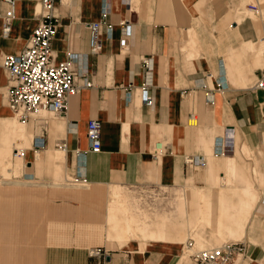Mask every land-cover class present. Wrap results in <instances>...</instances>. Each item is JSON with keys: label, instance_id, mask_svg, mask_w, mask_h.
Wrapping results in <instances>:
<instances>
[{"label": "crops", "instance_id": "crops-1", "mask_svg": "<svg viewBox=\"0 0 264 264\" xmlns=\"http://www.w3.org/2000/svg\"><path fill=\"white\" fill-rule=\"evenodd\" d=\"M14 2L3 37L7 4L0 0V264H194L182 258L180 241L167 239L198 226L214 238L245 241L229 264H264V194L255 204V186L235 157L244 145L264 175V90L251 88L261 64L264 0H55L54 59L72 58L76 83L86 77L92 85L70 95L60 114L48 112L51 119L41 112L27 120L30 140L26 123L6 103L11 82L1 60L24 48L42 20L41 7L40 0ZM93 21L104 24L96 52L87 27ZM142 58L152 63L149 104L141 98ZM190 114L198 119L194 127ZM90 119L100 122L98 152L86 138ZM21 138L27 146L15 164L19 158L11 161V154L22 148ZM222 142L225 153L217 155ZM224 175L231 183L212 188ZM201 179L205 188L182 191L181 222L145 229L148 237L134 236L140 240H127V218L121 222L108 208L112 186L174 187ZM189 204H195L190 218ZM96 246L103 258L88 255Z\"/></svg>", "mask_w": 264, "mask_h": 264}, {"label": "built area", "instance_id": "built-area-1", "mask_svg": "<svg viewBox=\"0 0 264 264\" xmlns=\"http://www.w3.org/2000/svg\"><path fill=\"white\" fill-rule=\"evenodd\" d=\"M7 9L2 15L1 35L8 36L11 21L14 17V0H2ZM39 14L42 18L28 38L24 48L17 54L2 58L1 66L10 77V86L6 92V103L14 116L21 121L35 117L40 111L60 114L66 105L68 97L82 88L90 87L91 81L83 77L82 83H76V73L73 70V60L68 58L56 62L54 59L52 40L57 31V18L54 14L55 0H40ZM123 23V22H122ZM102 21H93L87 24L89 30V47L92 52L98 51L101 46ZM107 35L111 34V24H106ZM264 42V35L261 38ZM122 38L120 45L125 46ZM144 68V82L141 88V98L144 104L150 103L147 87L150 85L149 75L152 71L150 58H142ZM204 87V84H201ZM252 89L264 90V50L261 57V66ZM206 95L211 96L207 90ZM196 116L190 114L188 121H195ZM45 122V121H44ZM86 138L89 150L98 152L100 143V122L90 119L86 126ZM57 149L64 150L63 144H56ZM217 155L225 153L223 142L216 145ZM25 148H15L13 158H21ZM192 157H185L186 164H196ZM200 158L197 164L202 165ZM141 189V188H139ZM146 189V188H144ZM246 243L243 240H225L217 245L195 247L194 241L188 240L184 244V252L194 264H229L238 253H243ZM88 255L104 257L102 247H88Z\"/></svg>", "mask_w": 264, "mask_h": 264}, {"label": "rangeland", "instance_id": "rangeland-1", "mask_svg": "<svg viewBox=\"0 0 264 264\" xmlns=\"http://www.w3.org/2000/svg\"><path fill=\"white\" fill-rule=\"evenodd\" d=\"M253 11H257V6H251ZM256 22L260 25L261 19L259 18V15H256V17H253ZM263 19V18H262ZM264 46L263 42H260L258 46L261 49ZM261 53V50L259 52V55ZM261 58V57H260ZM261 61V59H260ZM261 66V64H260ZM40 115V114H39ZM44 118H52V114L48 112H42L41 114ZM16 121H21L18 118L15 117ZM41 121H44L42 118ZM25 122V121H24ZM26 123V122H25ZM193 125L189 124L190 126L194 127L198 123V119L196 116V120L192 122ZM26 137L27 139H31V134L33 132V127L31 123H26ZM18 144L17 147H22L26 149L27 141H25V138H21L17 140ZM244 145L241 146V149L239 146L236 147V154L235 157L237 158L238 162L241 163L244 167V169L247 171V174L252 181V183L255 186L256 189V202L260 199V195L264 194V175H260V169L259 164L260 160L259 158L250 150H248V153L243 152ZM56 151V150H55ZM63 156V153L60 152ZM228 155L231 154V152H226ZM262 152L260 155L262 156ZM12 155V154H11ZM9 159V157H8ZM17 159V158H16ZM217 159V158H215ZM221 159V158H220ZM15 160V158H14ZM10 162V160H8ZM11 161L12 158H11ZM20 163V158L15 161V164ZM257 170L258 173H255ZM205 171V167L199 168L197 172L199 174H203ZM55 176V175H53ZM57 178V177H56ZM219 180L212 184V188H215V185L217 184L218 188H221V186H225L226 184L231 183L228 180V176L224 175L223 179ZM58 180V178H57ZM63 182V181H61ZM57 183V182H56ZM75 187L77 185H74ZM194 186L205 188V183L203 179L200 181H193V183L189 184V182H184L180 185L174 186V187H168V186H155V187H148L144 189L143 187H140L141 189L134 187V186H112L110 188V199H109V210L111 215L116 216L119 218V220L124 222V220L127 218L126 221V228L128 232V238L127 240L131 238H137L134 236H140V237H148L146 236L145 229L147 231H153L156 229H164V227L167 225L168 227L171 226L170 222H181V219L176 216H180L182 214V210L184 207L185 202L187 201L186 194L182 193L183 190L185 192H191L194 188ZM79 187V186H78ZM196 191V190H195ZM212 200V203L215 204V197L210 198ZM261 202L264 203V198H261ZM205 208V203H203ZM188 208V218H190L193 214L195 204H189L187 205ZM169 214V215H168ZM200 214H204V212L200 211ZM108 237L110 238V234L112 235V225L113 222H111L109 215H108ZM210 229L208 227L204 226H198L195 228H188L187 230H184L182 235L180 237H173L168 238L167 240H174V241H180L181 249H184V244L188 241H194L195 247H205V246H212L217 245L225 240H236V237H223V238H214L211 233ZM197 233H201L205 240L201 238L200 235ZM149 237H152L150 235ZM241 238V237H240ZM239 238V239H240ZM114 240H117L116 238ZM121 242L120 240H118ZM125 241V240H124ZM244 241V240H243ZM182 252V251H181ZM182 258L187 259L188 255L186 252H182ZM187 255V256H186ZM17 264V263H16Z\"/></svg>", "mask_w": 264, "mask_h": 264}, {"label": "bare ground", "instance_id": "bare-ground-1", "mask_svg": "<svg viewBox=\"0 0 264 264\" xmlns=\"http://www.w3.org/2000/svg\"><path fill=\"white\" fill-rule=\"evenodd\" d=\"M260 42H263V41H260ZM264 43V42H263ZM261 45V44H260ZM263 50H264V46L262 47V45H261V57H262V53H263ZM41 112H45V111H40V112H37V113H41ZM34 114H36V113H34ZM189 122V124L191 125H193V123L192 122H194V121H188ZM19 150H20V148H18ZM13 156V152H12V155H11V158H13L12 157Z\"/></svg>", "mask_w": 264, "mask_h": 264}]
</instances>
